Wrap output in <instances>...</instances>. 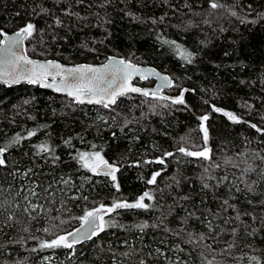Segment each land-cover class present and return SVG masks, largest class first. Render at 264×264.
<instances>
[{"label": "trees", "instance_id": "obj_1", "mask_svg": "<svg viewBox=\"0 0 264 264\" xmlns=\"http://www.w3.org/2000/svg\"><path fill=\"white\" fill-rule=\"evenodd\" d=\"M216 2L224 7L213 10L210 0H0L4 32L36 26L25 40L31 56L78 63L117 55L168 73L171 98L187 89L182 105L129 94L114 106L115 119H103L97 111L110 110L100 105H77L36 85L0 84V147L17 134L36 132L10 147L0 167V264H254L252 256L264 264V131L250 126L264 130V0ZM165 40L193 53V62ZM203 115L209 116L206 145ZM39 144L51 153L36 155ZM181 146L207 147L211 159L183 156ZM81 151H99L119 167V191L110 177L80 166L74 157ZM166 152L174 156L165 164L145 163ZM158 171L156 184L148 185ZM144 191H152L156 207L120 210L112 219L123 227L77 245L71 257L63 248L32 250L38 239L52 238L42 231L58 223L52 217L67 221L56 229L60 234L79 224L71 217L117 199L134 201ZM29 201L51 211L33 220L23 211ZM10 214L16 222L6 227ZM144 222L149 227L141 232L136 225Z\"/></svg>", "mask_w": 264, "mask_h": 264}, {"label": "snow or ice", "instance_id": "obj_2", "mask_svg": "<svg viewBox=\"0 0 264 264\" xmlns=\"http://www.w3.org/2000/svg\"><path fill=\"white\" fill-rule=\"evenodd\" d=\"M209 7L213 10L224 7L222 4L216 2V0H210ZM47 11V9H43ZM70 14V13H66ZM127 15L138 19L133 13L128 12ZM231 15L235 16L236 13L232 12ZM163 19V17H161ZM264 19V16L261 17ZM156 23L155 20L152 21ZM243 22V21H242ZM254 22V21H253ZM56 25H60L62 22L57 19L55 21ZM207 23V21H206ZM37 31L36 26L29 22L23 27L19 28L13 35H9L0 29V83L11 86L21 82H26L31 85H38L43 88H53L56 92L65 93L68 97L72 98L73 102L76 104H95L100 105L105 109L111 110L118 102L121 97H126L129 94L135 93L142 95L146 98L159 99V100H171L174 105L185 104L184 92L187 89H183L180 95L174 98H169L166 96H159V92L163 88L172 87L173 81L167 75H161L155 69L142 70L136 65L132 64L130 61L125 59H115L113 57L108 58V62L101 67H95L92 65H77L74 67H65L57 61L47 60L44 62H38L28 58L26 55L21 54V46L24 40H27L35 34ZM163 43L172 45L176 48L179 53L180 58L187 63H192L194 59V54L189 52L187 49L181 48L179 45L175 44L174 41H163ZM139 76L141 80H147L150 77H156L160 84L157 85L154 90L142 89L135 86L132 83L133 77ZM27 103V101H25ZM215 112H221L222 110L213 106ZM223 114L228 117L229 120L234 123L243 122L242 118L236 116L231 112L224 111ZM115 119V117H113ZM209 119L208 115H203L199 117L200 120V131L203 133V140L205 145L208 142V129L205 127V121ZM126 123H128L126 121ZM251 127L255 128L257 131H264L257 127V125L252 124ZM36 135L35 131H28L26 136H21L17 134L12 137L6 146L0 147V167L6 166L5 153L13 145L20 144L21 140L28 139ZM113 135H115L113 133ZM66 144H70V141H65ZM36 155H43L51 153L52 149L49 148L47 144L35 145ZM177 152L186 157L196 158L199 160H210L211 156L209 149L204 147L200 150H189L183 146L178 147ZM169 156H174V153L166 152L163 157H158L155 161H145V163L155 162L158 164H165V159ZM80 166L92 172L94 175L103 174L106 177H110L113 181V187L119 191L120 185L117 181L116 173L119 171V167L113 164H109L101 156L99 151L95 152H78L74 157ZM55 159H59L56 157ZM251 169H249L250 171ZM207 171V169L205 170ZM31 169H28L24 175H28ZM161 173L154 172L151 178L147 179L146 183L148 185H154L157 182V177ZM209 179L211 177H208ZM227 179V177H224ZM65 184L68 181H64ZM179 181H177V184ZM51 185H49V188ZM203 187L208 188L210 185L204 183ZM249 191L252 190L251 185H246ZM47 192V189H46ZM29 195L32 197L38 196L35 190H30ZM74 199L77 197H73ZM87 200V196L80 197ZM188 197H184L187 199ZM156 197L153 195L152 191H144L139 195L134 201L128 200H114L110 205L101 204L97 207L87 209L84 211L83 215L77 217H71V219L79 221V227L74 228L70 231H62L60 234H56V229L65 223L64 219L59 216L52 217L53 221H58V223H53L50 227H45L42 231L45 234H51L52 238L48 239H38V248L32 249L33 251L45 250V249H67L69 251L70 257L75 254V249L77 245H81L86 241L94 240V238L99 237L100 233L105 232L109 228L123 227L117 221L112 219L114 214H118L120 210H143L149 211L156 207L154 202ZM25 200H28V196H25ZM148 201L149 203H146ZM224 205L228 206V201H224ZM23 211L28 213L33 220H37L40 217L41 211L45 213L50 212L51 209H46L44 205L32 203L29 201L28 206H26ZM35 213V215H32ZM189 213V218L191 217ZM108 216L109 219H105ZM239 218V217H237ZM163 216L161 217V221ZM8 223L4 226L11 227L13 223L16 222L13 215H8ZM160 224H154L152 227H159ZM136 227L143 232L144 229L149 227L147 222L136 225ZM209 229L212 225L209 221ZM167 230V229H166ZM25 231H28L25 228ZM235 231V230H233ZM179 235V233H176ZM199 240L205 239L203 234L198 237ZM190 242L195 243V239ZM231 247V246H230ZM159 251V250H157ZM45 259H49L45 257ZM254 264H261L260 260L252 256L250 258ZM144 264V261H141ZM208 264H213V261H208Z\"/></svg>", "mask_w": 264, "mask_h": 264}, {"label": "water", "instance_id": "obj_3", "mask_svg": "<svg viewBox=\"0 0 264 264\" xmlns=\"http://www.w3.org/2000/svg\"><path fill=\"white\" fill-rule=\"evenodd\" d=\"M17 30H19V29H15V30H12V31H8V32H6V33H8L9 35H13ZM21 54L26 55L28 58H30V59H32V60H35V61H38V62H44V61H47V60L57 61V62H59L61 65L65 66V67H74V66L82 65V64H84V65H92V66H95V67H101L102 65H104L105 63L108 62V58H109V57H113V58H115V59H124V58L121 57V56L111 55V56L107 57L105 60H103V61H101V62L64 63V62H61V61H59V60H57V59H55V58L35 57V56H31V55H29V54L27 53V51H26L25 40H24V42H23V44H22V46H21ZM125 60H128V59H125ZM128 61H130L132 64L136 65L137 67H139V68L142 69V70H151V69H155V70H156L157 72H159L161 75H167V76H169V77L172 79V77H171L168 73L163 72V71H160V70H158L157 68H155L154 66H152V65H150V64H138V63L133 62V61H131V60H128ZM147 80H153V83H152L151 85H143V84L138 83V82H145V81H147ZM147 80H141V79L139 78V76H135V77H133L132 83H133L135 86H137V87H140V88H142V89H147V90H154V89H156L157 85L160 84V81H159L156 77H150V78L147 79ZM172 81H173V79H172ZM0 84H3V83H0ZM21 84H28V83H26V82H21V83L14 84V85H11V86H16V85H21ZM3 85H5V84H3ZM29 85H30V84H29ZM5 86H8V85H5ZM11 86H9V87H11ZM36 86H38V85H36ZM38 87L41 88V89H44V90L50 91L51 93L56 94V95L65 96V97H67L68 99L72 100V98L68 97L65 93H59V92H56L53 88H43V87H40V86H38ZM171 88H172V87H167V88H163V89H161L160 92H159V96H163V95H165L166 97L171 98L169 94H167V93H163L164 90H169V89H171ZM131 95H139V94L132 93ZM72 101H73V100H72ZM75 104H76V103H75ZM77 105H81V104H77ZM82 105H95V104H82ZM101 175H103V174H101ZM103 176H104V175H103ZM79 226H80V225H75V226H74L72 229H70V230H73L74 228H77V227H79ZM70 230H69V231H70ZM86 242H88V241H86ZM84 243H85V242H84Z\"/></svg>", "mask_w": 264, "mask_h": 264}, {"label": "rangeland", "instance_id": "obj_4", "mask_svg": "<svg viewBox=\"0 0 264 264\" xmlns=\"http://www.w3.org/2000/svg\"><path fill=\"white\" fill-rule=\"evenodd\" d=\"M222 112H224V111L222 110ZM106 115H107V117H108V115H112L114 117V107L110 111H103V110H98L97 111V116L98 117H102L103 119H106ZM86 152H90L91 153V152H95V151H86ZM101 156H102V154H101ZM66 255H67V257H69L70 256L69 252H67ZM56 260H57V262L60 261L61 262L60 264H64V262L62 260H60V259H56ZM52 263L55 264L54 261Z\"/></svg>", "mask_w": 264, "mask_h": 264}, {"label": "flooded vegetation", "instance_id": "obj_5", "mask_svg": "<svg viewBox=\"0 0 264 264\" xmlns=\"http://www.w3.org/2000/svg\"><path fill=\"white\" fill-rule=\"evenodd\" d=\"M152 83H153V80H152ZM143 85H146V84H143ZM151 85V84H150ZM164 92L165 93H167V94H169L168 92H167V90H164ZM170 95V94H169Z\"/></svg>", "mask_w": 264, "mask_h": 264}, {"label": "bare ground", "instance_id": "obj_6", "mask_svg": "<svg viewBox=\"0 0 264 264\" xmlns=\"http://www.w3.org/2000/svg\"><path fill=\"white\" fill-rule=\"evenodd\" d=\"M163 93H165L164 91H163ZM163 96H165V95H163ZM79 225V224H78ZM130 255V254H129Z\"/></svg>", "mask_w": 264, "mask_h": 264}]
</instances>
